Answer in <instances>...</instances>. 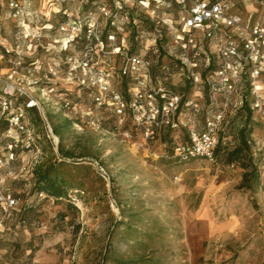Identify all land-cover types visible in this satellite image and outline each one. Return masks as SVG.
Masks as SVG:
<instances>
[{
	"label": "rangeland",
	"instance_id": "374dc122",
	"mask_svg": "<svg viewBox=\"0 0 264 264\" xmlns=\"http://www.w3.org/2000/svg\"><path fill=\"white\" fill-rule=\"evenodd\" d=\"M222 1L247 16L255 10L246 4L258 9L260 0ZM169 12L170 18L181 14L176 6ZM134 17L139 27L131 49L155 61L153 22L142 9ZM3 22V35L15 43L16 23ZM166 36L173 54L179 55V49L171 48L169 33ZM47 63L60 66L55 57ZM181 73L175 69L170 80L178 91L187 79ZM55 81L65 93V82ZM71 89L70 98L76 101L78 91ZM195 91L194 86L192 97ZM84 102L81 110L92 106L89 98ZM45 110L53 128L66 121L79 123L62 132V155L32 110L28 123L40 137L42 155L27 153L6 162L5 124L0 122V190L18 200L14 209L0 206V264H264V125L255 113L251 145L261 184L252 193L239 189L244 170L227 165L223 156L219 165L173 159L175 140L186 138L185 129L175 134L176 139L163 136L146 145L141 138L126 139L123 133L134 130L132 124L120 123L109 111L94 110L82 118L70 109L45 105ZM236 114H227L224 147L237 144L244 114ZM100 115L101 127H94L92 122ZM68 153L71 156L64 157ZM42 163L62 164L59 169L72 186L68 199L56 201L36 191L33 171Z\"/></svg>",
	"mask_w": 264,
	"mask_h": 264
},
{
	"label": "built area",
	"instance_id": "2783aa9c",
	"mask_svg": "<svg viewBox=\"0 0 264 264\" xmlns=\"http://www.w3.org/2000/svg\"><path fill=\"white\" fill-rule=\"evenodd\" d=\"M259 3L260 17L237 14L228 3L212 0H0V120L8 125L3 155H14L20 145L42 155L40 137L28 123L32 110L43 120L46 138L59 147L46 105L70 109L82 118L98 109L111 112L120 123L129 117L134 130L123 135L141 138L146 145L185 129L186 138L175 140L172 158L214 165L227 114L243 107L247 91L251 110L264 123V0ZM173 6L182 13L179 21L170 18ZM138 9L154 24V46L168 31L173 49L180 50L173 54L167 47L176 59L174 70L182 72L197 91L201 83L197 69L210 62L203 46L208 41L218 58L214 74L206 78L209 104L200 92L183 101L154 75L150 57L132 52L130 27L138 26L134 19ZM3 20L16 23L15 43L3 35ZM52 57L59 67L47 63ZM55 79L65 82V93ZM71 88L78 91L76 101L70 98ZM88 98L92 106L81 110ZM101 121L97 118L92 124L100 128ZM11 159L5 157L6 162ZM100 172L107 180L102 167ZM0 205L8 211L18 206V200L0 190Z\"/></svg>",
	"mask_w": 264,
	"mask_h": 264
},
{
	"label": "trees",
	"instance_id": "16d2710c",
	"mask_svg": "<svg viewBox=\"0 0 264 264\" xmlns=\"http://www.w3.org/2000/svg\"><path fill=\"white\" fill-rule=\"evenodd\" d=\"M244 16V15H243ZM182 17V13L178 15L176 18H174V21H179ZM134 19H137L134 17ZM152 32L154 31V24L152 23ZM175 27H178V24H174ZM139 26H133L131 31V35L129 36V40H134L135 33L137 31ZM135 31V32H133ZM167 32L164 31V38L162 41H157L155 47H157V56L156 60L154 62L153 67V73L156 77L160 78L162 81H164V84L168 86L171 89H174L179 95L183 97V101L188 100L189 98H192V89L194 87L193 83L186 79L183 86L180 87V91H178L174 86L172 85V74L174 71V65H175V57L171 54H169V50L167 49L168 42H167ZM205 51L209 53L210 56V62L209 65H207L200 73L201 75V83L198 87V91L196 90L195 93L200 92L202 96L204 97V101L206 102V105L209 104V94H208V86H207V76L210 74H214L216 68H217V62L218 58L217 56L211 52V49H209L208 41L204 42L203 44ZM173 48V47H171ZM134 49L132 50V52ZM134 53V52H133ZM180 61H178L179 63ZM166 68H169V72L166 71ZM127 82V78L125 79V83ZM127 90V85L124 87V91ZM248 99L244 102V105L242 108L236 111L237 114H244V124L241 126L240 130L237 133V144L234 145V147L230 148L228 146L224 147L223 144H226V140L228 138L225 135L224 129L227 128L229 123H227L220 133L219 137V144L215 153V161L216 163L214 165H219L220 160L222 156L225 158V162L227 165H238L244 170L242 181L239 185V189H242L244 191L255 193L261 184V171L259 164L255 161L254 153L252 151V126L250 125L251 118L254 115L253 111L250 107V101L249 96L250 93L247 91ZM100 113L105 112L104 109H98ZM236 114V115H237ZM101 117L103 119V116H97ZM129 123L127 125L132 124V121L129 117L127 119ZM2 120H0L1 122ZM261 124L264 125L263 121L259 118ZM5 124V130L3 131V138L4 142H6L5 139V133L8 129V125L5 121H3ZM73 125V122L66 121L63 126H56L54 129L55 134L61 139L62 138V132L66 131ZM133 126V124H132ZM134 129V126H133ZM133 131V130H132ZM177 132L172 131L170 135L171 138H173V135L175 136ZM61 142V141H60ZM5 144V143H4ZM227 145V144H226ZM61 147L59 145V152L61 153ZM27 153H33L32 147H27L20 145L16 149L13 150L14 155H6L5 157L12 156L11 161L14 159H17L18 155H23ZM224 154V155H222ZM71 156L69 153L67 155H64V157ZM62 162V161H61ZM61 163L53 164V165H45V163H42L38 165L34 171V186L37 192L46 194L47 197L53 198L56 201H62L64 199H68L69 197V190L72 188L70 185L66 175H64L59 167H61ZM1 206V205H0ZM2 207V206H1ZM68 208H75L73 204H69ZM4 209V208H3Z\"/></svg>",
	"mask_w": 264,
	"mask_h": 264
},
{
	"label": "crops",
	"instance_id": "0c3cea01",
	"mask_svg": "<svg viewBox=\"0 0 264 264\" xmlns=\"http://www.w3.org/2000/svg\"><path fill=\"white\" fill-rule=\"evenodd\" d=\"M212 1H221V2H223L222 0H212ZM225 2V1H224ZM260 2V1H259ZM259 4V8L258 9H255L254 8V5L253 4H246L247 5V7L251 10H255V11H250L249 13H254L255 14V16L256 17H260L261 16V14L263 13V9H262V7L260 6V3H258ZM232 11L234 12V9L232 8ZM236 13V12H235Z\"/></svg>",
	"mask_w": 264,
	"mask_h": 264
}]
</instances>
